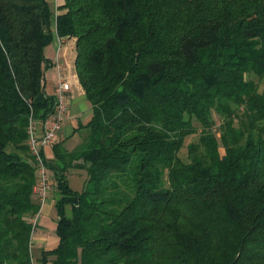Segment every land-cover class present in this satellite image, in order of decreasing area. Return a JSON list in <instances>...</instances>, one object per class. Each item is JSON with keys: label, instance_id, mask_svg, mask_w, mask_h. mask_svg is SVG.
<instances>
[{"label": "trees", "instance_id": "obj_1", "mask_svg": "<svg viewBox=\"0 0 264 264\" xmlns=\"http://www.w3.org/2000/svg\"><path fill=\"white\" fill-rule=\"evenodd\" d=\"M57 10L92 118L78 144L43 151L59 245L36 259L29 127L56 111L45 72ZM57 10L0 0V264H264V0Z\"/></svg>", "mask_w": 264, "mask_h": 264}, {"label": "crops", "instance_id": "obj_2", "mask_svg": "<svg viewBox=\"0 0 264 264\" xmlns=\"http://www.w3.org/2000/svg\"><path fill=\"white\" fill-rule=\"evenodd\" d=\"M54 3L53 0H49ZM64 3L63 0L58 4L59 6ZM56 4L54 3V6ZM57 14L52 18L51 28L54 32V40L46 50V57L49 61L48 69L45 72L46 89L49 93H55V87L58 83V71L55 67L57 58L63 62V76L70 83L69 108L67 117L64 122L62 131L58 135L57 141L66 140L68 146H74L81 141L80 126L87 125L92 118V109L88 102L84 89L80 85L79 79L75 70L76 60V39L64 38L60 39L56 33ZM36 130L39 135L44 130V123L36 121ZM46 153L51 156V147L45 149ZM84 181V180H83ZM84 184V183H83ZM54 187V184H52ZM52 190V191H51ZM48 193L47 199L42 203L41 216L38 219L36 228L32 236V249L36 259L41 257L44 251H51L59 245V238L56 234L58 216L55 209L56 194H53V189ZM55 190V189H54ZM50 217V218H49ZM39 229L37 230V228ZM48 233L56 235L47 236ZM37 261V260H36ZM39 261V260H38ZM37 264H40L38 263Z\"/></svg>", "mask_w": 264, "mask_h": 264}, {"label": "built area", "instance_id": "obj_3", "mask_svg": "<svg viewBox=\"0 0 264 264\" xmlns=\"http://www.w3.org/2000/svg\"><path fill=\"white\" fill-rule=\"evenodd\" d=\"M55 67L58 71V83L55 87V95L57 98L56 111L51 115L44 123V130L41 135L37 133L36 121L31 119L29 127V141L28 146L32 155L35 157L36 165L38 168V181L35 191L38 198L42 203L47 199L48 193L52 187V177L46 167L43 157V151L52 145L58 139L59 133L62 131L65 119L67 117L69 108V96L70 83L63 76V62L57 58ZM41 216V211L31 220L34 229L37 226L38 219ZM32 264H37V261L32 257Z\"/></svg>", "mask_w": 264, "mask_h": 264}, {"label": "rangeland", "instance_id": "obj_4", "mask_svg": "<svg viewBox=\"0 0 264 264\" xmlns=\"http://www.w3.org/2000/svg\"><path fill=\"white\" fill-rule=\"evenodd\" d=\"M60 1L61 0H53V2L56 4L55 6H54V3H52L53 4V6H54V9L55 10H57V8L59 7V3H60ZM64 1V0H63ZM64 71V68H63V70H62V72ZM196 139V136H192V137H189L188 139H187V144L188 143H190V142H192V141H194ZM181 156L183 157V158H186V156H187V150L186 149H184L182 152H181ZM84 178H82V177H80V176H77V175H71L70 177H69V183H70V185H71V187L74 189V190H81L82 188H83V183H84ZM52 184H54V181H53V179H52ZM52 189H53V194H56V189L54 188V187H51ZM55 189V190H54ZM52 191V190H51ZM41 202V206H42V201H40ZM40 211H41V209H40ZM50 218V217H49ZM39 229V227L37 228V230ZM47 236H52L53 238H54V236L56 237V235H54V234H52V233H48V235ZM38 257L40 258V255L38 254Z\"/></svg>", "mask_w": 264, "mask_h": 264}]
</instances>
